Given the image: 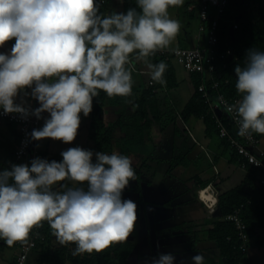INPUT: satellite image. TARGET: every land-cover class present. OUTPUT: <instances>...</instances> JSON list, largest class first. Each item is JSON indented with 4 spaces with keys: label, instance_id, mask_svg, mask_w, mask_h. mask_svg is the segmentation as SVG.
Here are the masks:
<instances>
[{
    "label": "clouds",
    "instance_id": "obj_1",
    "mask_svg": "<svg viewBox=\"0 0 264 264\" xmlns=\"http://www.w3.org/2000/svg\"><path fill=\"white\" fill-rule=\"evenodd\" d=\"M183 2L136 0L126 13L100 14L96 0H0V47L15 40L10 53H0V108L25 120L47 112L30 140L72 143L81 113L92 112L100 91L109 98L132 96L137 63L151 82L166 85L168 65L150 57L169 49L179 34L180 21L169 8ZM234 71L241 98L225 109L236 117L238 135H264V51L249 49L244 66ZM21 93L40 106L17 103ZM61 156L60 162L36 157L30 166L0 171V240L9 247L27 242L47 222L61 246L75 245L73 256L127 241L138 218L137 204L122 198L136 179L130 157L82 147ZM191 260L204 264L205 257ZM174 261L173 254L161 253L151 264Z\"/></svg>",
    "mask_w": 264,
    "mask_h": 264
},
{
    "label": "crops",
    "instance_id": "obj_2",
    "mask_svg": "<svg viewBox=\"0 0 264 264\" xmlns=\"http://www.w3.org/2000/svg\"><path fill=\"white\" fill-rule=\"evenodd\" d=\"M190 1L187 6L186 3ZM120 3L122 0H115L113 7L107 12H122ZM198 3L199 0H184L182 6L169 8L170 16L181 24V30L170 47L207 44V35L200 29L202 21L198 8H189ZM249 9L250 11L244 14L251 19H257L264 13V0L253 1ZM211 11H214L213 7ZM14 43V39L6 42L0 47V53H10ZM137 65L145 70L142 64ZM173 65L179 83L175 64ZM143 73H132L137 92L147 86L150 80ZM190 77L194 82V76ZM27 91L30 93L31 90ZM171 91L172 89L166 88L159 90V94L164 93L162 95L166 96L160 97V107L168 102L169 105H174V112L167 121H155L146 129V153L127 152L121 147L124 138L135 136L133 101L139 93L132 90V96L127 97L125 101L115 98L113 103H106L103 112L107 123L117 120L123 122L115 126L113 152L130 157L132 166L139 168V179L130 181L122 194L123 199H131L137 204L138 218L134 231L128 238L135 243L130 260L133 264L137 261L140 264H151L152 259L161 253L173 254L174 264H193L191 258L197 254L205 257L204 264H209L211 258L216 260L219 250L214 241L209 239V230L214 225L210 221L217 216L210 213L199 198L198 190L204 188L201 186L203 181H208V185H212L220 195L240 184L247 175V171L237 163L233 149L217 133L207 129L206 124L200 126L202 118L193 115L187 119L181 117L182 109L195 92V84L194 90L186 99L182 94L176 93V90ZM21 99L28 100L32 109L39 104L37 100L24 97L23 93L17 97V103H20ZM44 121L45 119L42 127ZM177 121L181 122V127ZM89 132L90 116L84 117L81 113V124L76 139L70 144L48 139L50 153L61 154L70 147H82L87 150L92 144ZM214 134L217 139L213 137ZM17 135L15 126L0 118V145L3 144L0 161H4L17 146ZM262 145L264 146V137ZM37 148L40 149L38 141ZM254 242L255 238L252 237L244 258L238 264H264V243L251 251ZM11 260L12 255L8 262Z\"/></svg>",
    "mask_w": 264,
    "mask_h": 264
},
{
    "label": "trees",
    "instance_id": "obj_3",
    "mask_svg": "<svg viewBox=\"0 0 264 264\" xmlns=\"http://www.w3.org/2000/svg\"><path fill=\"white\" fill-rule=\"evenodd\" d=\"M253 1L258 0H230L219 22V41L215 46L216 69L208 75L201 72L190 73L194 76L195 92L182 109L180 115L183 119H187L192 115L202 118L207 129L217 134V115H220L230 130H233V126L229 124L226 114H220L211 108L202 92L198 90V86L201 83H205L208 92L213 98L217 97L219 92H225L229 97L240 96L235 87L237 79L234 71L235 67L238 64L244 66L249 49L255 48L258 51H264V13L260 14L257 19H251L244 14V12L250 11L249 8ZM96 2L99 5L100 14L108 13L107 11L113 6L110 5V0H96ZM189 3L191 1L187 2L186 5L189 6ZM122 6V13H126L130 8L137 7L136 0H122ZM235 23L238 24L237 28L233 27ZM228 50H231V52L229 53ZM150 60L153 63L164 61L168 65L164 74L166 85L162 86L157 83L152 85L149 80L148 85L139 90L140 92H137L138 90L133 85L132 90H135L139 94L133 101L135 106L133 112L135 136L124 138L121 146L127 152H147L148 148L144 145L145 131L155 121H161L163 116L160 107L159 90L164 88L171 89L178 85L173 60H166L163 57H151ZM214 81L219 82L218 88H213ZM115 98L122 101L127 99L124 97L109 98L106 93L100 91L99 96L93 100V110L89 114V138L98 152L113 153L114 129L119 123H123L121 120L107 123L103 117L106 103H113ZM7 123L15 126L17 130L15 124L11 122ZM17 134L18 144V130ZM258 135L264 137V135ZM224 141L228 144L226 140ZM15 148L4 161H0V171L10 169L11 165L16 164ZM1 149H3V144L0 145V151ZM38 150V156L41 159H46L49 162L53 160L57 162L62 161L61 154L57 152L50 153L47 144L46 147ZM233 152L237 160L238 153L234 150ZM93 160L95 161V158ZM133 168L136 173V179H139V168L135 166ZM256 173L257 169L251 167L240 184L218 195L217 209L213 212L214 216L217 217L210 221L214 225L209 230V239L214 241L219 254L216 260L211 258L209 264H238L244 258L245 252H242L237 245L238 239L235 225L233 222L224 219L225 215L242 205V216L247 222V231L250 238H256V244L259 246L264 243V184L258 182ZM208 183V181H203L201 186L206 187ZM38 229L40 239L37 240L35 248L30 252L26 264H66L67 262L73 264H133L130 260L135 249V243L130 239L114 244L99 253H84L73 256L71 251L75 248L74 244H69L68 246H61L59 244L56 249H52L51 240L54 235L47 222H44L43 226L38 227ZM32 232L30 235H32ZM18 242L20 243V241ZM18 242L11 247H18ZM6 247L9 246L3 240H0V249H5ZM15 251L9 264L14 263L18 249ZM134 264H140V262L137 261Z\"/></svg>",
    "mask_w": 264,
    "mask_h": 264
},
{
    "label": "built area",
    "instance_id": "obj_4",
    "mask_svg": "<svg viewBox=\"0 0 264 264\" xmlns=\"http://www.w3.org/2000/svg\"><path fill=\"white\" fill-rule=\"evenodd\" d=\"M229 2L230 0H200L197 5L195 4L189 7L190 9L198 8L199 18L202 21L200 29L207 35V44L205 46L170 47L164 51L157 52L153 57H163L166 60L177 61L181 63L189 73L201 72L208 75L213 72L216 69L215 46L219 41V22L220 18L224 15ZM212 7L214 8L213 12L211 11ZM233 27L237 28L238 24L235 23ZM228 52L230 53L231 50H228ZM144 71L145 70L140 69L136 64V70L134 72L143 73ZM226 82H228V80H226ZM150 84L153 85L154 82L150 81ZM219 85L218 81H214L213 88H218ZM198 90L202 92L211 108L215 112H217V109H220V114H226L229 119V124H232L233 130H230L220 115L216 116L218 136L221 139L226 140L229 146L238 153L236 161L239 166L246 171L251 167H255L257 169L256 177L258 182L264 184V146L262 145V137L256 133H252L251 136L245 137L238 135L239 125L236 123V117L233 113H228L225 109V105H231L241 97H229L225 92H219L217 97L213 98L208 92L205 83H201L198 86ZM39 106L40 105L38 104L37 107ZM46 114L47 112L43 113V118L41 119H37L35 116H30L25 120L18 114L5 115L3 109L0 108V118L17 126L19 140L14 152L16 164H28L30 166L31 160L39 157L37 141L30 140V133L34 129H40L42 127L44 116ZM204 193L210 194V197H203ZM198 196L207 206L210 213H213L217 209L218 194L212 185H207L206 187L199 189ZM248 201L250 202V200ZM242 207L243 205L237 207L234 211L225 215L224 219L233 222L237 232L238 248L242 252H246L251 238L247 231V222L242 216ZM38 239H40L39 229L35 228L27 242H18V252L13 264H26L29 254L35 248Z\"/></svg>",
    "mask_w": 264,
    "mask_h": 264
},
{
    "label": "rangeland",
    "instance_id": "obj_5",
    "mask_svg": "<svg viewBox=\"0 0 264 264\" xmlns=\"http://www.w3.org/2000/svg\"><path fill=\"white\" fill-rule=\"evenodd\" d=\"M114 1L115 0H110V5L111 6L113 5V2ZM120 4L122 6V3H120ZM122 8H123V6H122ZM116 11H117V13H119V10H116ZM120 13H122V12H120ZM174 64H175V67H176V73H177V77L179 79V83H178V87L176 86V87L171 88V89H172V91H175L176 90L175 91L176 93L182 94L183 96H185V99H186V98L189 97V95H191L192 91L194 90V82L192 81V79L190 77L191 76L190 73L184 68V66L181 63L175 61ZM162 94H164V93H160L159 96L160 97H166V96H164ZM161 108H162V113H163L162 114L163 115L162 116L163 117L162 118V121L165 122V121H167V119L171 115H173L174 105L173 104L169 105L168 102H167L164 105H161ZM166 111L168 112L167 114L165 113ZM169 112H172V113L169 114ZM48 117H49V114L47 113L44 116V119H47ZM177 124L179 125V127H181V125H180L181 122L180 121H177ZM204 124H205L204 121L201 120L200 126L202 127V126H204ZM198 131L200 132V129H198ZM213 137L215 139H217V136L215 134L213 135ZM47 142H48V139H43V140L38 141V147L39 148L46 147ZM87 150H92L94 153L95 152H98L94 148L93 143L88 147ZM93 158H95V157H93ZM58 246H59V243L57 242L55 236H53V238L51 240V247H52V249H56ZM258 247H259V245L256 244V238H255V242L251 245V248L250 249L252 251L253 249H257ZM17 249H18L17 246H15L13 248L12 247H6L5 249H0V264H9V262H8L9 257H11V255L13 256V254L16 252L15 250H17ZM247 258L248 257H245V259H247ZM246 263L247 262H245L244 264H246ZM66 264H73V263L67 262Z\"/></svg>",
    "mask_w": 264,
    "mask_h": 264
},
{
    "label": "bare ground",
    "instance_id": "obj_6",
    "mask_svg": "<svg viewBox=\"0 0 264 264\" xmlns=\"http://www.w3.org/2000/svg\"><path fill=\"white\" fill-rule=\"evenodd\" d=\"M203 197H210V194L204 193Z\"/></svg>",
    "mask_w": 264,
    "mask_h": 264
},
{
    "label": "water",
    "instance_id": "obj_7",
    "mask_svg": "<svg viewBox=\"0 0 264 264\" xmlns=\"http://www.w3.org/2000/svg\"><path fill=\"white\" fill-rule=\"evenodd\" d=\"M217 112H218V113H221V110H220V109H217Z\"/></svg>",
    "mask_w": 264,
    "mask_h": 264
}]
</instances>
